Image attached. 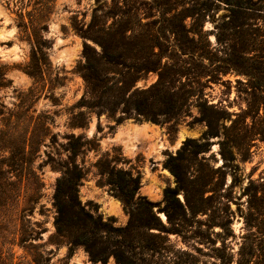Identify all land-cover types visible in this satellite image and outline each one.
I'll list each match as a JSON object with an SVG mask.
<instances>
[{
	"label": "rangeland",
	"instance_id": "374dc122",
	"mask_svg": "<svg viewBox=\"0 0 264 264\" xmlns=\"http://www.w3.org/2000/svg\"><path fill=\"white\" fill-rule=\"evenodd\" d=\"M196 1L0 0L3 264H119L113 256L92 260L84 246L72 247L56 232L54 192L71 161L72 134L81 136L74 156L84 170L79 197L105 219L114 216L116 225L129 214L108 183L112 170L141 175L138 194L167 222L164 191L177 185L169 156L188 138L208 141L205 151L189 145L178 160L202 210L183 214L178 206L173 224L167 222L173 232L147 229V246L132 251L135 264H240L242 246L257 253L242 264H264V91L256 73L224 66L228 46L216 37V23L228 12L223 1L199 22L188 16L184 34L173 32L169 18ZM87 45L123 53L126 64L101 66L109 85L134 80L126 97L159 79L160 69L141 66L159 55L165 80L185 96L178 114L160 123L132 113L118 123L125 99L110 92L100 99L83 77L88 53L95 55ZM202 49L210 57L203 65L190 56ZM178 195L184 200L183 190Z\"/></svg>",
	"mask_w": 264,
	"mask_h": 264
},
{
	"label": "trees",
	"instance_id": "16d2710c",
	"mask_svg": "<svg viewBox=\"0 0 264 264\" xmlns=\"http://www.w3.org/2000/svg\"><path fill=\"white\" fill-rule=\"evenodd\" d=\"M220 1L225 3V8L228 11L223 21L216 23L217 40L228 46L229 50L227 52L229 56L223 62L224 66H231L253 76L256 73L258 87L264 91V0ZM193 3L184 6L180 11L174 13L172 18H169L173 32L184 34L187 28L184 20L188 16L199 22L202 17L211 15V10L220 6L219 0H199ZM203 27L204 23L202 28L196 29L195 32L203 34ZM198 48L201 49V47ZM86 49H90V51L95 52V55H99L98 57L88 53L87 61L83 67V77L90 89L96 93L100 92V99L107 92L115 96V99H125V105L122 108L124 113L120 115L118 123L124 119V115L132 113L138 117L143 116L160 123L169 122L178 114L182 104L181 99H185V96L175 88L174 81L165 80L166 74L163 72L162 58L159 55H157V59L148 60L141 65L147 69H160L159 79L147 88L136 87L126 97V91L135 85L134 80L131 82L126 80L122 84L114 82L109 85L108 74L104 72L101 66L103 61L126 64L123 53L113 52L107 47L98 53L89 45ZM190 56L199 62L201 61V65H203L205 58H210L203 49L198 54L191 51ZM177 72L178 74H185L183 70ZM82 99L85 101V96ZM91 105L100 106L103 103L93 101ZM213 120L211 117L207 118L208 134H214ZM80 139V135L76 137L72 134L70 136L71 161L63 166V173L57 179L53 201L56 209L55 225L56 232L64 236L72 247L84 246L92 260L106 263L109 257L113 256L119 264H135L132 251L137 246H147V238L144 235L147 229L155 228L162 232H173L174 228L167 225V222L173 224L176 218L174 213L178 206L183 209V214L187 213V209L192 213L202 210L201 201L199 199L193 200L190 196V187L180 171L178 160L182 158V150L187 149L189 145L196 146L198 152L205 151L208 141L199 142L188 138L177 155L169 156L167 164L176 176L177 185L175 187L168 186L164 191L167 222H164L154 211L153 201L138 194L141 186V175L134 176L122 169L112 170L108 183L121 198L129 214L128 222L125 225H116L117 220L114 216L105 219L103 214L98 211L97 206L92 207L88 202L83 203L79 197V186L84 177V170L76 162L74 156L78 154ZM194 187H197L196 190L194 189L195 193L200 195L201 187L199 185ZM181 190L185 193L184 200L178 195ZM262 190L263 197L259 203L264 206V187ZM6 201L7 199H4L0 193V212L2 208L6 207ZM254 209L259 210V206H254ZM4 224L5 219L0 214V230L3 229ZM243 249L242 246L238 251V255L241 257L240 264L243 263L246 255L249 257L257 256L255 246L246 252ZM219 256L223 257V255ZM1 260L0 256V264H3Z\"/></svg>",
	"mask_w": 264,
	"mask_h": 264
},
{
	"label": "bare ground",
	"instance_id": "6f19581e",
	"mask_svg": "<svg viewBox=\"0 0 264 264\" xmlns=\"http://www.w3.org/2000/svg\"><path fill=\"white\" fill-rule=\"evenodd\" d=\"M145 128H147V127H145ZM84 264H90V263H84Z\"/></svg>",
	"mask_w": 264,
	"mask_h": 264
},
{
	"label": "water",
	"instance_id": "95a60500",
	"mask_svg": "<svg viewBox=\"0 0 264 264\" xmlns=\"http://www.w3.org/2000/svg\"><path fill=\"white\" fill-rule=\"evenodd\" d=\"M183 142V141H182Z\"/></svg>",
	"mask_w": 264,
	"mask_h": 264
}]
</instances>
